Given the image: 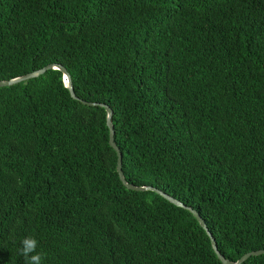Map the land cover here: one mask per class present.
<instances>
[{"label":"trees","instance_id":"obj_1","mask_svg":"<svg viewBox=\"0 0 264 264\" xmlns=\"http://www.w3.org/2000/svg\"><path fill=\"white\" fill-rule=\"evenodd\" d=\"M52 64L112 110L128 184L231 262L264 251V0H0V81ZM108 140L59 71L0 88V264L26 236L44 264H221Z\"/></svg>","mask_w":264,"mask_h":264},{"label":"water","instance_id":"obj_2","mask_svg":"<svg viewBox=\"0 0 264 264\" xmlns=\"http://www.w3.org/2000/svg\"><path fill=\"white\" fill-rule=\"evenodd\" d=\"M49 70H56L61 72L62 76H63V81L65 84V87L67 88V90L69 91L70 97L73 100L79 101L81 102L83 105L85 106H89V107H96L99 106L100 108H103L105 110L106 113V126L109 130V140H108V144L109 146L113 149V151L116 153V158H117V162H116V172L119 178V181L121 182V184L130 191H135V192H146V191H151L156 193L157 195H159L160 197H162L163 199H165L166 201H168L170 204L182 208L184 210L189 211L192 216L196 219V221L198 222L199 226L204 230V232L206 233L207 237L210 240V244H211V248L213 250V252L215 253L217 259L220 261L221 264H243L247 259L251 258V257H257V256H261L264 255V251H257V252H250L248 254H245L244 256H242L238 261L236 262H231L227 259H225L220 252L217 249V245L216 242L214 240V238L212 237L211 233L208 231L207 226L205 225V222L203 221V219L200 217V215L195 211L192 210L191 208L186 207L184 204H182L181 202H179L178 200L168 196L167 194L163 193L162 191L150 187V186H146V187H138V186H134L132 184H128L125 180L123 171H122V154L119 150V148L115 145L114 142V129H113V125H112V115L113 112L112 110L104 104H96V103H88L85 101H82L80 99H78L75 96V93L73 91V86L71 83V78L69 76V74L67 73V71L65 70V68L61 65H56V64H52V65H48L38 71L29 73L27 75L21 76V77H17L11 80H7V81H0V88L2 87H10L31 79H35L38 78L40 76H42L43 74H45V72L49 71Z\"/></svg>","mask_w":264,"mask_h":264},{"label":"clouds","instance_id":"obj_3","mask_svg":"<svg viewBox=\"0 0 264 264\" xmlns=\"http://www.w3.org/2000/svg\"><path fill=\"white\" fill-rule=\"evenodd\" d=\"M39 241L34 236H26L20 241L19 255L25 264H44V255L37 251Z\"/></svg>","mask_w":264,"mask_h":264}]
</instances>
